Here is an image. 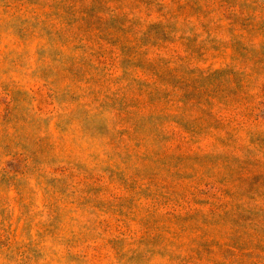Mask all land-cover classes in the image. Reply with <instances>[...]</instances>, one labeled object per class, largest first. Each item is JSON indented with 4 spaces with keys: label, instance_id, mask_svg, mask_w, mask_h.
Returning a JSON list of instances; mask_svg holds the SVG:
<instances>
[{
    "label": "rangeland",
    "instance_id": "obj_1",
    "mask_svg": "<svg viewBox=\"0 0 264 264\" xmlns=\"http://www.w3.org/2000/svg\"><path fill=\"white\" fill-rule=\"evenodd\" d=\"M0 264H264V0H0Z\"/></svg>",
    "mask_w": 264,
    "mask_h": 264
}]
</instances>
